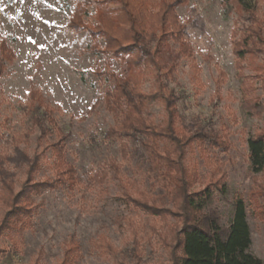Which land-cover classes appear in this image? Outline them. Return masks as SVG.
<instances>
[{"label":"rangeland","instance_id":"374dc122","mask_svg":"<svg viewBox=\"0 0 264 264\" xmlns=\"http://www.w3.org/2000/svg\"><path fill=\"white\" fill-rule=\"evenodd\" d=\"M146 1L153 11L162 1H172L177 22L183 25L187 48L181 51L169 40L165 59L175 67L162 78L179 97V122L186 131L199 127L204 134L215 132L225 143L217 148L194 141L186 148L184 164L197 172L189 192L209 189L212 198L204 210H216L224 226L232 218L233 201L241 198L250 228L249 251L264 264V168L252 170L248 146L249 137L264 136V71L259 68L264 55L244 54L239 59L234 52L241 27L249 23L244 8L253 9L256 19L264 23V0ZM74 5V0H0V44L13 51L12 58L0 66V154L20 160L22 155L12 152L17 142L24 153L41 154L34 181L52 175V151L38 139L30 116L35 107H45L69 133L65 155L79 180L73 190L33 192L36 205L30 225L21 232L6 229L0 234V264H57L71 236L81 246L76 264H129L132 229L142 264H171L173 244H164L159 235L172 224L179 227L177 214L166 213L162 224L157 216L127 206L121 198L124 187L131 193L151 192L157 184L146 170L138 140L105 137L117 118L104 106V83L95 72L108 68L105 60L116 71L120 65L113 56L94 49L95 42L101 46L99 39L69 25ZM86 9L80 16L84 23L94 20L93 6ZM152 83L149 67L141 87L147 91ZM163 111L160 100L148 106L155 122L161 121ZM122 142L127 144L125 156ZM111 159L118 173L110 170L102 184L93 180ZM18 179H25L22 171ZM3 212L0 205V220ZM100 237L116 249L115 257L94 246Z\"/></svg>","mask_w":264,"mask_h":264},{"label":"trees","instance_id":"16d2710c","mask_svg":"<svg viewBox=\"0 0 264 264\" xmlns=\"http://www.w3.org/2000/svg\"><path fill=\"white\" fill-rule=\"evenodd\" d=\"M74 2L69 25L75 30L83 28L92 38L99 39L101 46L95 42L94 49L104 55L113 56L120 65V71H116L105 60L108 68L99 67L95 72L104 83V106L117 118L106 129L105 137H131L138 140L146 170L153 175L157 184L156 189L151 192L137 190L131 193L124 187L121 191L124 204L157 216L162 224H166V213L177 214L179 227L172 224L167 227L163 236L159 235L164 244H173L171 264H263L259 257L249 251L250 228L246 219V204L241 198L233 201L232 218L224 226L220 224L216 210H204L212 198L209 189L205 188L198 193L189 192L197 172L195 169L186 168L184 164L186 148L194 141L208 143L217 148H223L225 143L215 132L204 134L203 128L184 130L179 122V97L162 82V78L168 77L175 67L173 62L167 65L165 59L169 40L177 43L181 51L187 48L182 38L183 25L177 22L172 11L173 2L162 1L155 11L146 0ZM88 6H93L94 20L84 23L80 16ZM244 9L249 11V23L241 27L242 34L240 33L239 39L234 43V52L239 59L244 54L256 58L260 54L264 55V23L256 19L253 9ZM122 41H127V45H122ZM0 52L1 66L12 58L13 51L1 43ZM149 67L153 83L145 91L141 86ZM259 68L264 71V61ZM156 100L161 101L164 109L160 122H155L148 113L149 104ZM30 116L38 129V139L44 140L52 151L53 173L41 181H34V174L40 168L41 154L33 153L30 156L24 153V149H19L17 142L14 143L12 152L22 155L20 160L7 153L0 154V205L4 208L0 220V234L6 229L21 232L30 225L36 205L33 192L39 193L43 188L73 190L79 181L76 167L65 155L68 131L57 123L50 109L45 107H35ZM203 143H199L201 147ZM248 146L252 170L262 171L264 136L249 137ZM120 149L125 156L127 144L122 142ZM107 166L108 168L97 171L92 179L102 184L110 170L114 174L118 173V165L113 159L108 161ZM19 171L25 175L21 182L18 179ZM17 183L18 189L15 191ZM220 190L223 191L224 187ZM131 233L129 264H142L136 247V230L132 229ZM94 246L106 249L115 257L116 249L104 237L98 238ZM80 251V243L71 236L65 242L57 264H76Z\"/></svg>","mask_w":264,"mask_h":264},{"label":"snow or ice","instance_id":"6c2138e0","mask_svg":"<svg viewBox=\"0 0 264 264\" xmlns=\"http://www.w3.org/2000/svg\"><path fill=\"white\" fill-rule=\"evenodd\" d=\"M29 41H30L31 43H35V41L31 39V37H29ZM40 47L43 48L44 45H40Z\"/></svg>","mask_w":264,"mask_h":264}]
</instances>
